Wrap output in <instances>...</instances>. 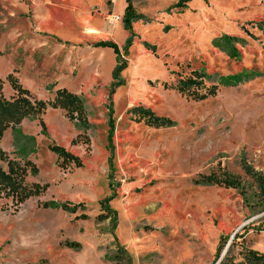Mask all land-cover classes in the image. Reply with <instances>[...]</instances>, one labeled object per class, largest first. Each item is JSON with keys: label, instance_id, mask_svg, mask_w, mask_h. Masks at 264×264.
Segmentation results:
<instances>
[{"label": "rangeland", "instance_id": "1", "mask_svg": "<svg viewBox=\"0 0 264 264\" xmlns=\"http://www.w3.org/2000/svg\"><path fill=\"white\" fill-rule=\"evenodd\" d=\"M179 1L132 0L143 19L128 31L125 0H0L4 97L14 94L11 74L38 101L52 99L48 89H66L83 100L90 124L89 150L72 146L81 132L59 110L41 117L47 137L33 119L5 133L0 150L32 161L39 174L27 182L49 189L17 213L0 211V264H214L222 237L229 240L219 261L237 234L264 255V201L243 171L264 177V0L175 8ZM113 17L122 21L112 26ZM132 36L127 68L114 80L113 50L94 45L122 52ZM194 71L219 87L215 98L196 103L174 90ZM133 108L173 127L136 123ZM53 144L83 167L60 170ZM226 174L240 190L195 183ZM113 195L117 222H101L99 203ZM51 203L85 209L42 208Z\"/></svg>", "mask_w": 264, "mask_h": 264}, {"label": "trees", "instance_id": "2", "mask_svg": "<svg viewBox=\"0 0 264 264\" xmlns=\"http://www.w3.org/2000/svg\"><path fill=\"white\" fill-rule=\"evenodd\" d=\"M186 0H180L175 8H181L186 3ZM126 7L124 9L123 26L125 30L132 31L133 23L142 20L143 17L137 15L135 12L132 0H125ZM133 36L127 41L125 48L122 52L112 43L101 42L95 45L96 48L111 49L116 57V68L113 72V79L118 80L120 73L127 68V63L124 61V57L128 56L130 48H132ZM145 49L155 53L153 48L149 45L144 44ZM208 77L198 71L191 72V75L179 81L174 87L181 96L192 102H205L209 99L215 98L219 92L217 85L206 87ZM6 82L10 85L13 90V96L6 99L3 95L4 82L0 80V141L3 139L5 133L8 130L18 129L25 120H37L38 125L41 129L42 136L47 137V128L41 119V117L47 112L48 109L59 110L64 112L65 118L72 124H75L76 128L81 132L80 135L72 141V146L83 145L90 148V139L87 136V131L90 129L88 121V115L85 107V103L77 95L70 93L66 89L54 90V87L48 89L53 94L52 99L49 101H38L34 99L28 91L24 90L18 79L13 75H9L6 78ZM119 83L116 86H120ZM166 88V85H165ZM110 102V99H109ZM109 111V125L110 130L114 131L113 126V109L112 105L108 108ZM132 119L136 123H142L147 128L151 129H171L173 123L171 121L154 116V114L142 108H133L130 112ZM31 141H34L31 139ZM49 151L57 157V167L60 170H68L72 166L75 169H81L83 163L79 157H76L67 152L64 148L53 144L49 146ZM243 171L245 174L253 179L257 186H259L260 194L264 201V177L254 173L248 166L243 165ZM39 174V169L27 160L24 163L20 161L10 159L7 153L0 150V211L9 212L13 210L16 213L19 209L31 199H37L42 197L49 189V185H40L37 183L29 184L27 179L30 176L35 177ZM223 179H217L214 177H203L195 183L207 186H217L224 189L240 190L241 184L238 179L233 176L226 174ZM115 199L114 195L110 198L100 201L99 206L102 208L103 214L98 216V220L113 221L117 222V214L112 211L109 207L110 202ZM6 204H2L5 203ZM9 204L10 207H7ZM5 208V209H4ZM44 209H59L63 212L77 214L80 210L84 212V205L79 204L70 207L69 205L63 204H43ZM14 212V213H15ZM227 237H222L217 253L215 254L214 264H264V255L260 254L252 249L246 248L244 245L243 236L237 234L232 239L230 244L229 253L218 263L222 252L224 251L227 243ZM241 240V242H240ZM238 249H237V248ZM234 249L238 251V258L232 255ZM237 259H239L237 261Z\"/></svg>", "mask_w": 264, "mask_h": 264}, {"label": "built area", "instance_id": "3", "mask_svg": "<svg viewBox=\"0 0 264 264\" xmlns=\"http://www.w3.org/2000/svg\"><path fill=\"white\" fill-rule=\"evenodd\" d=\"M121 21H122L121 17H113V19L110 21V25L115 26Z\"/></svg>", "mask_w": 264, "mask_h": 264}, {"label": "crops", "instance_id": "4", "mask_svg": "<svg viewBox=\"0 0 264 264\" xmlns=\"http://www.w3.org/2000/svg\"><path fill=\"white\" fill-rule=\"evenodd\" d=\"M98 43H99V42H98ZM98 43H96L95 45H97ZM95 45H94V48H96ZM96 49H97V48H96ZM25 121H26V120H25ZM25 121H24V122H25ZM24 122H23V123H24ZM23 123H22V124H23Z\"/></svg>", "mask_w": 264, "mask_h": 264}, {"label": "water", "instance_id": "5", "mask_svg": "<svg viewBox=\"0 0 264 264\" xmlns=\"http://www.w3.org/2000/svg\"><path fill=\"white\" fill-rule=\"evenodd\" d=\"M226 253H227V252H226ZM223 256H225V253H224V255H223ZM220 261H221V260H220ZM220 261H219V262H220ZM219 262H218V263H219Z\"/></svg>", "mask_w": 264, "mask_h": 264}]
</instances>
